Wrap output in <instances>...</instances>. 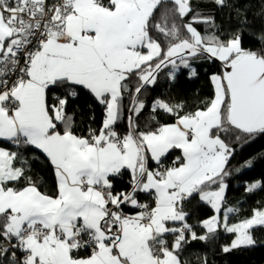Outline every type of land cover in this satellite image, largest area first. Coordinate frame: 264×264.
<instances>
[{"label": "snow or ice", "instance_id": "obj_1", "mask_svg": "<svg viewBox=\"0 0 264 264\" xmlns=\"http://www.w3.org/2000/svg\"><path fill=\"white\" fill-rule=\"evenodd\" d=\"M256 39L253 49L241 31L218 34L192 0H0V264H186V244L219 232L234 237L224 253L255 245L264 207L231 222L239 209L226 207L224 179L235 151L226 140L264 135V31ZM199 59L223 68L205 107L162 97L146 105L161 73L195 76ZM81 89L103 108L86 135L69 111ZM146 107L156 125L144 130ZM161 112L174 122L160 123ZM34 150L53 188L34 179L25 155ZM173 150L182 155L169 164ZM194 197L214 210L202 235L185 208Z\"/></svg>", "mask_w": 264, "mask_h": 264}, {"label": "trees", "instance_id": "obj_2", "mask_svg": "<svg viewBox=\"0 0 264 264\" xmlns=\"http://www.w3.org/2000/svg\"><path fill=\"white\" fill-rule=\"evenodd\" d=\"M229 5L221 8L213 0H192L194 12L199 11L203 15L214 17L218 34L222 33L223 37H227L235 31H241L244 46L255 49L258 46L256 37L264 31V11H262L264 5L261 0H229ZM197 27L202 33L205 30L212 31L204 24L197 25ZM192 66L196 69V75L192 77L189 76L187 69L181 70L174 81L161 73L157 85L143 94L146 105H151L153 99L162 97L174 102H183L185 111L205 107L214 96L210 77L221 73L223 68L218 61L204 59L194 60ZM69 111L74 113L75 131L78 134L86 135L89 126L98 130L102 124L103 108L86 89H81L76 98L69 100ZM125 116H127V110H125ZM137 119L141 128H144L146 122L151 121L149 107H146ZM174 120L175 117L162 112L158 115L160 123H173ZM151 123L153 126L156 125V121H151ZM120 130H126V119L121 122ZM144 130L147 129L144 128ZM222 138H224L223 134ZM226 142L230 143L235 150L228 163L227 170L231 174L224 179V182L228 184L226 201L239 209L231 219L233 222H239L250 217L253 209L264 207V187L253 192L246 190L252 183L259 182L264 185V135H257L253 138L242 137L239 141L231 138ZM25 155L32 163L34 179L45 182L49 189L53 188L54 173L46 157L38 150L25 153ZM181 155L179 150H173L168 154V163L171 164ZM37 156L39 159L36 158ZM248 161H251V166L247 165ZM127 180L126 174L117 177L114 180V186L122 187ZM145 202L150 201L145 200ZM185 208L190 216L189 223L196 226L197 234H204L205 230L198 225L200 221L213 215L214 210L202 203L198 197L186 202ZM252 234L256 240L255 245L234 249L228 253H224L222 248L231 243L234 238L232 234L219 232L215 237H209L207 241H190L185 245L181 258L186 264H205V261L207 264H264V226L255 227L252 229Z\"/></svg>", "mask_w": 264, "mask_h": 264}, {"label": "crops", "instance_id": "obj_3", "mask_svg": "<svg viewBox=\"0 0 264 264\" xmlns=\"http://www.w3.org/2000/svg\"><path fill=\"white\" fill-rule=\"evenodd\" d=\"M226 195H227V191H226ZM202 202V201H201ZM203 203V202H202ZM226 207H233V208H235L234 206H231L230 204H229V202H227L226 201Z\"/></svg>", "mask_w": 264, "mask_h": 264}, {"label": "rangeland", "instance_id": "obj_4", "mask_svg": "<svg viewBox=\"0 0 264 264\" xmlns=\"http://www.w3.org/2000/svg\"><path fill=\"white\" fill-rule=\"evenodd\" d=\"M249 218V217H248ZM231 222H233L232 220H231ZM233 223H235V222H233Z\"/></svg>", "mask_w": 264, "mask_h": 264}]
</instances>
